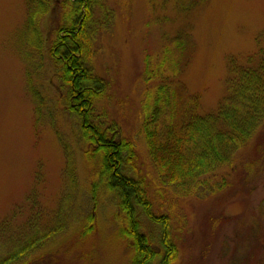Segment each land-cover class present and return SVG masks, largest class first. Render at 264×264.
<instances>
[{
	"label": "rangeland",
	"instance_id": "obj_1",
	"mask_svg": "<svg viewBox=\"0 0 264 264\" xmlns=\"http://www.w3.org/2000/svg\"><path fill=\"white\" fill-rule=\"evenodd\" d=\"M196 1L184 11L182 0H98L89 65L109 86L97 120L135 144L153 212L171 219L179 250L173 264H264V127L232 165L210 177L223 187L216 194L197 196L163 184L147 149L143 103L157 82L146 81L148 56L157 65L168 39L187 32L195 49L181 82L201 100L202 112L211 113L227 93L229 59L246 63L264 47V0ZM57 9L42 21L49 40L63 20ZM26 24V0H0V257L34 225L48 232L63 221L61 234L18 264H130L133 251L120 234L112 194L100 193L95 229L84 235L97 165L85 159L76 140L77 123L61 104L62 84L49 54L36 64L27 60ZM29 71L46 99L38 124ZM61 139L74 151L79 178L74 191ZM138 220L141 233L158 244L160 228L139 208Z\"/></svg>",
	"mask_w": 264,
	"mask_h": 264
},
{
	"label": "trees",
	"instance_id": "obj_2",
	"mask_svg": "<svg viewBox=\"0 0 264 264\" xmlns=\"http://www.w3.org/2000/svg\"><path fill=\"white\" fill-rule=\"evenodd\" d=\"M182 1L184 11L186 3L195 5L193 2H198ZM97 2L62 0L58 4L53 0H26L25 56L29 62L36 59L33 62L36 64L45 52L49 54L62 84L61 104L77 123L76 140L85 159L97 165V181L92 183L89 193L92 212L84 223V235L95 229L100 193L108 192L118 200L120 234L129 240L133 251L130 264H173L179 250L173 241L171 219L153 212L146 179L137 170L135 144L97 120V106L109 86L89 65ZM58 5L63 20L49 40L44 35L42 21L59 10ZM168 40L169 45L157 65L153 64L151 56L146 59V81L157 80L155 86L147 90L143 103L142 129L147 149L163 184L197 196L216 194L223 187L211 182L210 177L232 165L236 154L264 127V47L246 63L237 58L229 59L227 93L213 112L203 113L201 100L190 95L181 82L195 49L192 37L179 31ZM27 78L28 89L37 106L38 124L47 108L46 99L30 71ZM61 142L67 154V174L74 191L79 185L74 151L64 139ZM134 172L136 177L131 176ZM138 208L160 228L158 244L141 233ZM64 230L63 221L48 232L34 225L31 234L22 242L12 241L14 248L0 257V264L22 263Z\"/></svg>",
	"mask_w": 264,
	"mask_h": 264
}]
</instances>
